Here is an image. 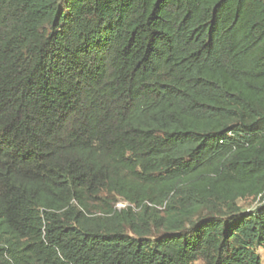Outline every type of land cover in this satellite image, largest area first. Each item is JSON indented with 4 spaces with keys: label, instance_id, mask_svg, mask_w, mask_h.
<instances>
[{
    "label": "trees",
    "instance_id": "16d2710c",
    "mask_svg": "<svg viewBox=\"0 0 264 264\" xmlns=\"http://www.w3.org/2000/svg\"><path fill=\"white\" fill-rule=\"evenodd\" d=\"M260 250L264 0H0V264Z\"/></svg>",
    "mask_w": 264,
    "mask_h": 264
},
{
    "label": "rangeland",
    "instance_id": "374dc122",
    "mask_svg": "<svg viewBox=\"0 0 264 264\" xmlns=\"http://www.w3.org/2000/svg\"><path fill=\"white\" fill-rule=\"evenodd\" d=\"M258 202L253 201V200H247V201H240L239 202V206L243 209V210H249V209H253L255 206H257ZM119 208H124L126 207V205L124 203H119L118 206ZM260 254L264 259V251L260 250Z\"/></svg>",
    "mask_w": 264,
    "mask_h": 264
}]
</instances>
